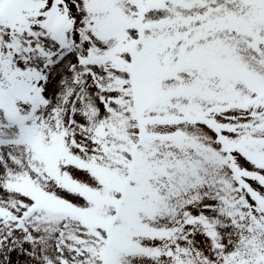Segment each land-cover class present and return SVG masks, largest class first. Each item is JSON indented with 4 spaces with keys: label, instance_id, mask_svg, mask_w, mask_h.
Masks as SVG:
<instances>
[{
    "label": "snow or ice",
    "instance_id": "obj_1",
    "mask_svg": "<svg viewBox=\"0 0 264 264\" xmlns=\"http://www.w3.org/2000/svg\"><path fill=\"white\" fill-rule=\"evenodd\" d=\"M0 264H264V0H0Z\"/></svg>",
    "mask_w": 264,
    "mask_h": 264
}]
</instances>
